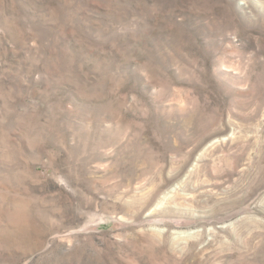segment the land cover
<instances>
[{
	"label": "rangeland",
	"instance_id": "1",
	"mask_svg": "<svg viewBox=\"0 0 264 264\" xmlns=\"http://www.w3.org/2000/svg\"><path fill=\"white\" fill-rule=\"evenodd\" d=\"M0 264H264V0H0Z\"/></svg>",
	"mask_w": 264,
	"mask_h": 264
}]
</instances>
